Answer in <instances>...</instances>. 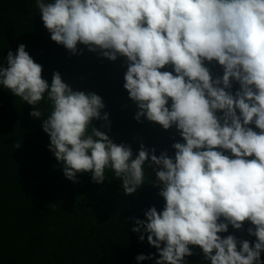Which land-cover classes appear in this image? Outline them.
<instances>
[{
	"label": "clouds",
	"instance_id": "9594fccd",
	"mask_svg": "<svg viewBox=\"0 0 264 264\" xmlns=\"http://www.w3.org/2000/svg\"><path fill=\"white\" fill-rule=\"evenodd\" d=\"M36 8L51 40L71 53L79 44L111 61L124 57L134 118L175 127L183 140L174 157L141 145L133 158L130 146L92 126H107L103 99L73 90L59 72L49 84L21 44L0 64V86L33 106L32 117L47 101L42 128L65 177L90 173L99 184L112 173L132 195L151 169L165 205L132 231L157 249L155 264H186L190 246L209 264H264V0H36ZM213 61L222 76L205 65ZM245 222L254 242L219 235Z\"/></svg>",
	"mask_w": 264,
	"mask_h": 264
},
{
	"label": "trees",
	"instance_id": "16d2710c",
	"mask_svg": "<svg viewBox=\"0 0 264 264\" xmlns=\"http://www.w3.org/2000/svg\"><path fill=\"white\" fill-rule=\"evenodd\" d=\"M21 44L42 66L49 84L59 72L73 90L103 99L101 114H108L107 126L102 127L103 120H93L92 126L114 143L130 146L133 158L141 145L154 148L157 156L167 152L174 157L172 145L183 142L175 127L165 130L145 117L139 122L134 118L138 108L123 87L124 57L111 61L79 44L73 54L51 40L36 0H0V64L7 66V53L15 54ZM205 65L213 78L223 75L217 62ZM238 88L234 83L233 93ZM37 107L45 112L39 118L30 115L33 106L0 86V264H155L157 249L146 234L141 242L140 233L132 231L135 220H145L151 207L158 212L164 208L160 188L151 183L155 173L146 169L145 182L132 195L124 194L122 181L112 173L99 184L90 173H78L75 182L67 179L42 128L49 105L44 100ZM249 227V222L241 230L229 226L219 235L254 242ZM190 247L193 255L185 258L186 264H209L198 246ZM141 254L152 258L138 261Z\"/></svg>",
	"mask_w": 264,
	"mask_h": 264
}]
</instances>
